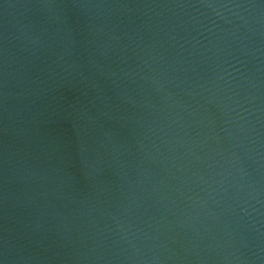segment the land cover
I'll use <instances>...</instances> for the list:
<instances>
[{
    "label": "water",
    "instance_id": "obj_1",
    "mask_svg": "<svg viewBox=\"0 0 264 264\" xmlns=\"http://www.w3.org/2000/svg\"><path fill=\"white\" fill-rule=\"evenodd\" d=\"M0 264H264V0H0Z\"/></svg>",
    "mask_w": 264,
    "mask_h": 264
}]
</instances>
